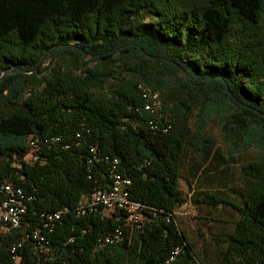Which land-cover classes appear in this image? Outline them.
I'll use <instances>...</instances> for the list:
<instances>
[{"label": "trees", "instance_id": "1", "mask_svg": "<svg viewBox=\"0 0 264 264\" xmlns=\"http://www.w3.org/2000/svg\"><path fill=\"white\" fill-rule=\"evenodd\" d=\"M215 121L229 154L258 156L241 163L243 186L189 199L236 213L218 264H264V0H0V178L32 193L34 210L67 208L50 238L57 262L164 264L179 247L171 264H203L173 211L184 154L207 158ZM29 135L60 139L17 175ZM114 157L148 210L104 246L120 220L75 208L108 185ZM19 235L0 233V264H40L30 242L13 260Z\"/></svg>", "mask_w": 264, "mask_h": 264}, {"label": "built area", "instance_id": "2", "mask_svg": "<svg viewBox=\"0 0 264 264\" xmlns=\"http://www.w3.org/2000/svg\"><path fill=\"white\" fill-rule=\"evenodd\" d=\"M153 97H155L153 95ZM145 108L153 110L150 104ZM156 107V98L154 101ZM78 135V133H76ZM60 136H35L27 138V152L18 158H14L12 166L16 168L15 174H19L23 166L42 164L46 161L47 151L52 144L56 143ZM68 144L64 146L67 147ZM95 154L96 148L90 147ZM105 159L107 157L105 156ZM110 182L106 187L94 189L90 194L81 197L75 208V215L82 217L86 215L99 216L100 218H111L121 223L115 225L110 231L97 238L99 245H112L120 241L125 230L139 226L144 219L147 206L134 200L130 194V177L117 167L118 159L110 160ZM0 233L8 232L10 229H19L20 235L11 243L10 251L15 262H19L20 248L25 243H32L36 261L40 264H63L62 259L57 262L52 246L50 244L51 234L67 208L58 210H34V195L27 192L20 184L15 183L10 177L0 178ZM173 213H175L173 211ZM29 222V218H31ZM180 248L171 249L164 264H171ZM200 264V263H196Z\"/></svg>", "mask_w": 264, "mask_h": 264}, {"label": "crops", "instance_id": "3", "mask_svg": "<svg viewBox=\"0 0 264 264\" xmlns=\"http://www.w3.org/2000/svg\"><path fill=\"white\" fill-rule=\"evenodd\" d=\"M192 169L191 167L190 170H187V173L192 175L194 173ZM178 188L186 199L174 211L180 228L203 264H218L225 243L216 240L227 236L232 231L236 213L224 205L216 207L194 205L189 198L192 193L224 192V189L213 188L209 185H197L195 181L192 182L191 177L183 178L182 170Z\"/></svg>", "mask_w": 264, "mask_h": 264}, {"label": "rangeland", "instance_id": "4", "mask_svg": "<svg viewBox=\"0 0 264 264\" xmlns=\"http://www.w3.org/2000/svg\"><path fill=\"white\" fill-rule=\"evenodd\" d=\"M154 96L157 109L162 108L159 93L155 92ZM208 134L214 138V148L210 150L205 160L200 155L185 152L181 169L182 177H191L192 182L195 181L197 185L223 188L225 193H231L230 187H240L243 184V175L239 169L241 163L256 158L258 151L253 146L249 148L240 147L237 151L229 154L228 146L222 139L216 121L211 122ZM191 167L194 171L192 175L187 173Z\"/></svg>", "mask_w": 264, "mask_h": 264}, {"label": "bare ground", "instance_id": "5", "mask_svg": "<svg viewBox=\"0 0 264 264\" xmlns=\"http://www.w3.org/2000/svg\"><path fill=\"white\" fill-rule=\"evenodd\" d=\"M0 203H1V196H0Z\"/></svg>", "mask_w": 264, "mask_h": 264}]
</instances>
